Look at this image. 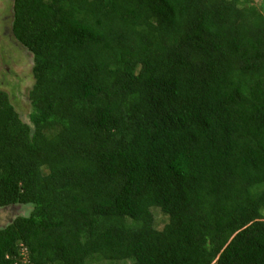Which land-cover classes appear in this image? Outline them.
Wrapping results in <instances>:
<instances>
[{"label": "trees", "instance_id": "16d2710c", "mask_svg": "<svg viewBox=\"0 0 264 264\" xmlns=\"http://www.w3.org/2000/svg\"><path fill=\"white\" fill-rule=\"evenodd\" d=\"M29 120L0 88V264H264V3L14 0ZM168 219L156 226L155 210Z\"/></svg>", "mask_w": 264, "mask_h": 264}, {"label": "rangeland", "instance_id": "374dc122", "mask_svg": "<svg viewBox=\"0 0 264 264\" xmlns=\"http://www.w3.org/2000/svg\"><path fill=\"white\" fill-rule=\"evenodd\" d=\"M14 0H0V88L7 91L11 102L22 118L30 121L32 106L29 92L34 84L33 56L23 49L11 31V17ZM259 5L264 0H255ZM32 205L15 204L0 207V228L7 226L16 216L29 215ZM156 226L161 229L167 223V217L158 209L155 210Z\"/></svg>", "mask_w": 264, "mask_h": 264}, {"label": "flooded vegetation", "instance_id": "af4514ba", "mask_svg": "<svg viewBox=\"0 0 264 264\" xmlns=\"http://www.w3.org/2000/svg\"><path fill=\"white\" fill-rule=\"evenodd\" d=\"M0 207H2V206H0ZM7 207H9V206H7Z\"/></svg>", "mask_w": 264, "mask_h": 264}]
</instances>
